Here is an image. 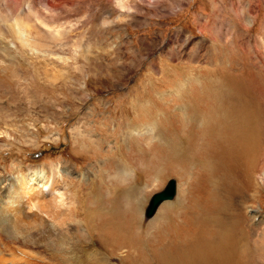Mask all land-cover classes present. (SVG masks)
I'll return each instance as SVG.
<instances>
[{
	"label": "rangeland",
	"instance_id": "obj_1",
	"mask_svg": "<svg viewBox=\"0 0 264 264\" xmlns=\"http://www.w3.org/2000/svg\"><path fill=\"white\" fill-rule=\"evenodd\" d=\"M6 1L0 180L54 170L62 194L0 198V221H37L34 244L0 224L4 261L190 264V247L214 246L195 264H264V0ZM245 118L246 153L227 127ZM171 178L176 197L148 218Z\"/></svg>",
	"mask_w": 264,
	"mask_h": 264
},
{
	"label": "bare ground",
	"instance_id": "obj_2",
	"mask_svg": "<svg viewBox=\"0 0 264 264\" xmlns=\"http://www.w3.org/2000/svg\"><path fill=\"white\" fill-rule=\"evenodd\" d=\"M11 1V0H10ZM14 1H19L20 2V0H14ZM7 3H5V5L8 7V0L6 1ZM18 21V20H17ZM16 23V22H15ZM16 27H17V30H21V33H22V30L23 31H25V28L20 24V23H17L16 24ZM21 33H19V35H20V39L22 40V41H26L25 39H24V37H22V34ZM26 38V37H25ZM2 41V40H1ZM130 73V72H129ZM129 75V74H128ZM126 80V79H125ZM177 92H178V90H176ZM226 101V100H225ZM237 110V109H236ZM259 115V114H258ZM253 116V115H252ZM255 116V115H254ZM244 117H245V115H244ZM237 121L239 120V118L238 119H236ZM248 122H249V119H247V118H245V122H242L245 126L241 129V127H239L238 125H236L235 126V124H232V125H228L227 127L230 129V135L232 134V135H234V133H233V131H235L237 134H238V136H237V138H234V137H232V143L234 144V142H233V139H235V141H239L240 142V147H241V149H242V147H245V149L243 150L245 153L246 152H249V151H252V147L254 146V145H252L251 143H253V140H252V137H251V131L249 130V129H247V127L248 126H250V125H248ZM252 122V121H251ZM250 122V123H251ZM255 122H257V119H256V121ZM228 123V122H227ZM231 123V122H230ZM249 123V124H250ZM242 125V124H241ZM252 125V124H251ZM256 125V124H255ZM130 126V125H129ZM128 125L126 126V127H129ZM261 127V126H260ZM131 128V127H130ZM153 128V127H152ZM225 129H226V125H225V128H224V130H222V132H223V134H226L225 132ZM228 129V130H229ZM216 131V130H215ZM257 134V133H256ZM255 135V134H254ZM222 137V136H221ZM243 142H245V144L243 143ZM85 147H87V146H85ZM88 148V147H87ZM234 151H238L237 150V146L234 144V146H233V148H232ZM230 150H231V148H230ZM214 160V159H213ZM125 165L126 164H123V166H122V169L124 170V168H125V172H128L127 171V168L125 167ZM127 166V165H126ZM128 167V166H127ZM22 172H24V173H28V175H24V174H19V175H16V177H12V179L10 178L8 181H5V180H0V183H1V186H2V184H3V187H0V198L1 197H4L5 198V200H8V202H7V206H9V207H11L10 206V204L13 206L16 202H18L19 200H21L23 197H25V196H28V197H32V196H34V197H38V199H40V197H42V195L41 194H44L43 192H44V190L46 191V190H50V192H51V194H54V193H58L59 192V190H58V188L59 187H57L58 186V184L57 183H55V181H53L52 180V178L55 176L56 177V175H58L54 170H51L50 172H46L43 168H41L38 172H35V171H37V168H35L34 169V171H31L30 169L29 170H27V169H22L21 170ZM29 172H31V173H29ZM7 180V179H6ZM12 181H15L16 183H13ZM60 183V182H59ZM43 190V191H42ZM39 193H41V194H39ZM59 194H60V192H59ZM62 194V193H61ZM60 194V195H61ZM4 200V199H3ZM2 200V201H3ZM58 200V197H52V201L50 200L49 202H46V203H48V206L46 205V203L45 202H38L37 203V205L39 206V208H40V211L43 213V214H45L46 215V213H48L47 214V216L48 215H51L52 213H53V211H55V209H56V204H59V203H61L60 202V200L61 199H59V202L57 201ZM63 200V199H62ZM18 204V203H17ZM0 205H2L1 203H0ZM4 205V204H3ZM7 208V207H6ZM18 208V207H17ZM1 210V209H0ZM24 210V209H23ZM57 210H59V209H57ZM2 213V212H1ZM5 213V212H4ZM32 216L33 215H31V214H29V213H27V212H21V211H19V210H17V209H15L14 208V210H8V212H7V214H5V217L4 218H2L1 219V221H0V224L1 223H3L1 226H3V225H5V224H7V225H5L6 226V228L7 229H5V231H13V230H16V231H19V232H21L23 235L24 234H27V235H29V237H30V242H32L33 243V241H34V239H35V237L33 236V235H31V234H29V233H32L33 231H31V230H29L28 231V233L24 230V227H26V224H25V222H27L28 223V226H33L34 224L33 223H35V222H37V221H34V220H32L31 218H32ZM0 217H1V215H0ZM2 221H4V222H2ZM43 224H46V225H48V224H50V223H48V221H46L45 219H43L42 221H41ZM51 226V225H50ZM29 228V227H28ZM32 228H34V229H41V225H39V223L38 224H35V226L34 227H32ZM51 228H53L52 226H51ZM3 230H4V228H3ZM2 232V231H1ZM14 232V231H13ZM12 232V233H13ZM19 232H18V234H19ZM24 232V233H23ZM16 233V232H15ZM4 234V233H3ZM21 234V235H22ZM18 236V235H17ZM2 237V236H1ZM3 238H5L4 236H3ZM17 238V237H16ZM20 238V237H19ZM224 238V237H223ZM1 239V238H0ZM6 239H8V238H6ZM225 241V240H224ZM1 242H2V239H1ZM5 240H4V246L6 247V245H5ZM25 242V241H24ZM27 242V241H26ZM36 242H38V241H36ZM41 242V241H40ZM214 242H216V241H214ZM8 243V242H7ZM39 243V242H38ZM226 243H227V241H226ZM16 244V243H15ZM34 244V243H33ZM36 244V243H35ZM216 243H214V245H215ZM223 244H224V242H223ZM13 245V244H12ZM198 245H199V241H198ZM216 246V245H215ZM11 247V246H10ZM15 247H17V246H15ZM215 247L213 246H209V248L207 249V251H205L204 253L202 252V253H200L195 247H190L189 248V252L190 253H192V255L189 257V259H188V263H190V264H195V259H199V253H200V261L201 260H203L204 259V261L207 259V256H212V255H216V256H219V254L220 253H222L223 251H221V250H219V251H217V249H214ZM219 248V247H218ZM9 249V248H8ZM15 250V249H14ZM19 252H21L22 254V259H23V256H32V257H36V258H39V259H41V257H37V255L35 256V255H33L34 254V252H33V254L32 253H30V251H26V248H25V250H24V248H21V247H19ZM10 251H13V249L11 250L10 249ZM9 251V252H10ZM6 252V251H5ZM7 253V252H6ZM11 253V252H10ZM13 254V258H12V261H11V258H10V261L13 263L14 262V260H16V258L18 259L19 257L17 256L18 254L17 253H15L14 251L12 252ZM15 253V254H14ZM9 254V253H8ZM201 254L203 255V258H202V256H201ZM3 255V254H2ZM189 255V254H188ZM4 257L5 256H0V264H8V262H9V260L8 261H4ZM43 259V258H42ZM45 259V258H44ZM43 259V260H44ZM174 259L175 258H173V260L172 261H174ZM180 259V258H179ZM19 261V260H18ZM45 261H47V260H45ZM181 261H182V258H181ZM10 262V263H11ZM21 262V261H20ZM26 262V261H25ZM179 262H180V260H179ZM171 263V262H170ZM177 263V262H176ZM181 263V262H180ZM185 264H186V262H184ZM14 264H18V263H14ZM21 264H23V263H21ZM26 264H28L27 262H26ZM52 264V263H51Z\"/></svg>",
	"mask_w": 264,
	"mask_h": 264
},
{
	"label": "water",
	"instance_id": "obj_3",
	"mask_svg": "<svg viewBox=\"0 0 264 264\" xmlns=\"http://www.w3.org/2000/svg\"><path fill=\"white\" fill-rule=\"evenodd\" d=\"M174 193H175V180H171L163 191L154 194L153 197L151 198L150 204L147 209V217L153 216L159 204L164 199L172 198Z\"/></svg>",
	"mask_w": 264,
	"mask_h": 264
}]
</instances>
